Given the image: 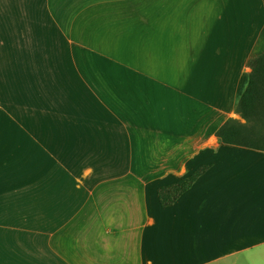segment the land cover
<instances>
[{
	"label": "crops",
	"instance_id": "0c3cea01",
	"mask_svg": "<svg viewBox=\"0 0 264 264\" xmlns=\"http://www.w3.org/2000/svg\"><path fill=\"white\" fill-rule=\"evenodd\" d=\"M263 55L264 0H0V264H264Z\"/></svg>",
	"mask_w": 264,
	"mask_h": 264
},
{
	"label": "trees",
	"instance_id": "16d2710c",
	"mask_svg": "<svg viewBox=\"0 0 264 264\" xmlns=\"http://www.w3.org/2000/svg\"><path fill=\"white\" fill-rule=\"evenodd\" d=\"M249 84L238 105L237 113L245 121H228L218 132L222 143L264 152V55L252 62ZM206 168L193 176L159 190L163 206L173 205L203 175Z\"/></svg>",
	"mask_w": 264,
	"mask_h": 264
}]
</instances>
